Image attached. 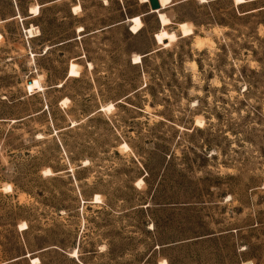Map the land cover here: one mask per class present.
Wrapping results in <instances>:
<instances>
[{
    "label": "rangeland",
    "instance_id": "rangeland-1",
    "mask_svg": "<svg viewBox=\"0 0 264 264\" xmlns=\"http://www.w3.org/2000/svg\"><path fill=\"white\" fill-rule=\"evenodd\" d=\"M140 1L0 0V264H264V0Z\"/></svg>",
    "mask_w": 264,
    "mask_h": 264
},
{
    "label": "bare ground",
    "instance_id": "bare-ground-1",
    "mask_svg": "<svg viewBox=\"0 0 264 264\" xmlns=\"http://www.w3.org/2000/svg\"><path fill=\"white\" fill-rule=\"evenodd\" d=\"M157 1L159 4V8L157 10H151V11H152V13H156L158 15V19L163 26V25H166L168 23V21L166 20L165 16H163L164 14L159 13V11L165 9L171 0H157ZM233 1L235 4H240V5L244 3V0H233ZM140 2L146 3L148 1L147 0H141ZM141 27H142V24L140 21V17H138V16L132 17L130 22H129V32L131 34H135L136 32H138L141 29ZM31 30L28 31V34L33 35ZM174 39H175L174 34H168V35H164L161 37V41H162V44L164 46H167L168 43L172 42ZM201 44H202V41H201ZM90 67H91V65H90ZM110 107H111V105H108V106H105L104 109H109Z\"/></svg>",
    "mask_w": 264,
    "mask_h": 264
},
{
    "label": "trees",
    "instance_id": "trees-1",
    "mask_svg": "<svg viewBox=\"0 0 264 264\" xmlns=\"http://www.w3.org/2000/svg\"><path fill=\"white\" fill-rule=\"evenodd\" d=\"M260 8H263V9H260ZM263 10H264V6L255 9L254 12H260V11H263ZM246 14H250V13L248 12ZM24 97H25V95L21 96L19 99L23 100ZM28 97H31V95L29 94ZM167 159L168 160L170 159V155L167 156ZM147 176H148V173L144 172V177H147ZM27 229H28V226L26 225L24 230H27ZM61 246L62 245L57 244V243L53 244V245H49V243L47 242V243H43L42 245L36 246V249H34V250H30L29 246L27 245V243L23 242L21 249H19V251H18V255L14 259H16L15 261L25 260V258L28 257V253H29L30 254L29 256L33 255L34 257H36L38 259V262H39L38 264H42L41 259H40V256L42 254L48 252L49 250H52V251H55V250L63 251V248ZM170 246H174V245H170ZM170 246H163V245L161 246L160 245L159 248L162 249V248H167V247H170ZM51 247H53V248H51Z\"/></svg>",
    "mask_w": 264,
    "mask_h": 264
},
{
    "label": "water",
    "instance_id": "water-1",
    "mask_svg": "<svg viewBox=\"0 0 264 264\" xmlns=\"http://www.w3.org/2000/svg\"><path fill=\"white\" fill-rule=\"evenodd\" d=\"M148 1V5H149V9L150 10H157L159 8V4L157 0H147ZM263 9V8H260ZM30 80L26 81V84H30Z\"/></svg>",
    "mask_w": 264,
    "mask_h": 264
}]
</instances>
